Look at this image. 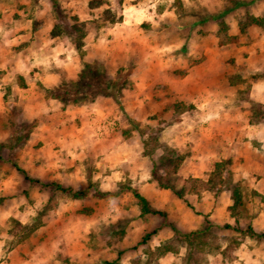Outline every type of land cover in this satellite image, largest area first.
<instances>
[{
    "label": "rangeland",
    "instance_id": "rangeland-1",
    "mask_svg": "<svg viewBox=\"0 0 264 264\" xmlns=\"http://www.w3.org/2000/svg\"><path fill=\"white\" fill-rule=\"evenodd\" d=\"M52 1L0 0V24L40 29L51 49L40 50L34 93L21 98L12 87L29 85L14 76L23 57L13 56L27 41L10 33L3 45L11 68L0 67V264H264V239L247 233H264V149L248 132L264 127V108L247 101L264 72L245 67L239 90L223 82L239 73L235 46L261 66L264 29L241 33L237 18H264V0H122L120 12L115 0ZM107 10L121 21L109 23ZM171 69V84L153 82ZM43 71L47 85L35 75ZM187 71L206 84L185 82ZM221 161L222 181L213 172ZM232 183L243 196L233 211ZM147 186L161 189L148 203L165 216L140 214L131 191ZM175 215L197 224L180 233Z\"/></svg>",
    "mask_w": 264,
    "mask_h": 264
},
{
    "label": "crops",
    "instance_id": "crops-1",
    "mask_svg": "<svg viewBox=\"0 0 264 264\" xmlns=\"http://www.w3.org/2000/svg\"><path fill=\"white\" fill-rule=\"evenodd\" d=\"M3 18H4V15H3ZM0 22H2V18L0 19ZM10 22H15V20L12 19ZM6 25H8V24L6 23ZM6 25H4V23L0 24V56L3 57V61H5V58H6V55L4 56V54H6V50H5V47L3 45H12V44H10V43H12L11 40L7 38V34L12 33V36L15 39H19V42L27 41L25 47L22 48L20 51H18V53L16 55L13 56V57H15L16 62H17V60L20 59V56L23 57V58H21V60H19L17 62V64L15 63L16 67H14L15 70L13 72L15 73L14 76L15 75H20L21 78H22V83L26 84V85H29V87H27V88L12 87V89H11V93L13 95L14 94H19V96L21 98H24L25 96L29 95L31 92L34 93V83H33L32 79H31L30 71L33 70V68L36 66V64L39 65L38 64L39 62H37V59L41 57L40 50L41 49L45 50L49 54L51 49L50 48L49 49L45 48L44 42H40V40H39V33H41L42 30L38 29V30H36L34 32L30 31L29 33L25 32V34H23L22 32H20V31H22V27L18 26L17 24L14 23L13 26H6ZM251 27H254V26H251ZM6 47H10V46H6ZM240 49L241 48L237 47V46L233 47V49H232L231 54H232V57L234 59L233 60L234 64L231 65V69L233 67H235V66L237 68L238 67H244V68L245 67L246 68L250 67L251 71L254 72V73L255 72H264V48H263V50H260L259 53H257V54H259L257 57H261V59H262L261 60L262 62L259 60L261 62V66L260 67L254 61L251 62L252 60L256 59V57H255L256 55H252V53H249V56L245 57L242 54L243 51L240 50ZM203 51H204V52H202L203 54H208V52H210L211 50H203ZM219 51H220L219 49H212L211 52L213 54H215V53H218ZM32 59L34 60V62L32 61ZM54 61H55V59H54ZM2 65L4 66L5 70H7V68H11V65L7 66V62L6 61L3 62V64L0 63V67H2ZM164 65H165V69H168V66L171 65V62L170 61L166 62V63H164ZM55 66L58 67V68L60 67L59 64L58 65L57 64L54 65V67ZM200 67L201 66H199L198 68H200ZM36 68L38 69L39 66H36L34 69H36ZM172 69L170 70V72L166 70L165 73L162 72V71H158V72H161V73H159V75H158V73L155 75V78H154L153 82L158 83V82L164 81L163 83H165L166 85L171 84V82L175 81L174 77H172L173 76ZM206 69H208V68L206 66H204V65H202V67L200 68V70L202 72L203 71L205 72ZM10 70H12V69H10ZM46 72L47 71H43L42 73H39V72L35 73V75H37V80L41 81L43 83V85H47L46 78L43 76V74H45ZM162 74H164V75L161 76ZM192 74H193V72H188L187 71V74L184 76L185 82L187 81V82H191V83H194V84H206L205 83L206 82L205 81L206 80L205 77H202V78L194 77L196 80L195 81L194 80L191 81V79L193 78ZM10 75H12L11 72L7 71L5 74L2 75L3 78L2 77L1 78L5 81V83H9V82L12 81V78H14V76H10ZM212 76H214V74H212ZM158 77H160L159 78L160 80L157 79ZM162 77H164V78H162ZM217 77L218 78L221 77V74L219 76H217ZM245 77L246 76H243V79ZM203 78H205V79H203ZM223 82H225L227 85H230L229 78H227V77L223 80ZM216 83L218 84V81H216L215 84ZM241 84H243L242 81H239L238 83H235L234 84V87H236L235 89H237V90L242 89ZM250 84H251V87L249 88V92L247 93V98H248L247 101L248 100H252L254 102L260 103V104L263 105L262 107L264 108V93L260 92V94H258L260 96V98L255 96V94L258 93L257 90H259V89L262 90L263 89L262 87H264V81H262V80L261 81L260 80H253V81L250 82ZM248 132L251 134L250 137H252L253 139H256V141L258 142L259 146L262 149H264V127L263 126L262 127H255L252 130H248ZM62 148L68 149L69 146L67 147L64 144L62 146ZM233 151H234V153H239V150L234 149ZM237 155H240V154H237ZM243 157L246 158L245 155ZM244 162L245 163L246 162L250 163L252 161L250 160V162H249V160H245ZM147 187H149V188L146 189V190L141 188V190L138 191V192L140 194H142L147 199V201L151 202L152 196L155 195L157 192H161V189L156 188L155 186H151V187L147 186ZM152 206H154V205L152 204ZM184 211H186V210L183 209L182 212H184ZM170 212L171 211L167 209L168 215L170 214ZM185 213H186V215L187 214L189 215V213H187V211ZM172 214H173V212H172ZM174 219H173L174 222L172 224H174L175 227H177V230L179 229L178 231L180 233H185L184 231L189 230L190 228H193L194 227L193 225L197 224V222L195 221L194 218L190 221V217H188V220L186 219L187 222L185 220H183L182 218H180L179 216H176V215H175Z\"/></svg>",
    "mask_w": 264,
    "mask_h": 264
},
{
    "label": "trees",
    "instance_id": "trees-1",
    "mask_svg": "<svg viewBox=\"0 0 264 264\" xmlns=\"http://www.w3.org/2000/svg\"><path fill=\"white\" fill-rule=\"evenodd\" d=\"M121 2L122 0H115V6H116V9L118 12L121 11ZM53 3V7L56 6V3L55 1L53 0L52 1ZM102 3V0L98 2V4ZM240 5V4H238ZM97 4H95L94 0H90L89 1V7H96ZM106 18L108 20L109 23L113 24V23H117V22H120L121 21V15L119 14L118 16L116 15H113L112 12L110 10H107L106 11ZM218 17L216 16H208L206 17V19L204 20H208V19H212V20H216ZM237 25H238V30L243 33L245 32V30L250 27V26H258L262 29H264V18L263 17H253V16H239L237 18ZM50 35L52 37H59L61 36L62 34H60V30L58 29V24L55 23ZM234 38L231 37L229 38V40H233ZM81 45H79L80 47ZM238 70H239V73L236 74V76L234 77H231L230 78V84L233 85L235 83H238L239 81H243V76L245 75V68L244 67H238ZM258 78H260L259 76H254L253 77V80H259ZM173 154L175 155V161H179V160H182V156L181 155H178L177 153L173 152ZM172 155V154H171ZM173 162V161H172ZM176 164V162L174 163ZM223 164H225V162H218L215 164V168H214V171L213 172H216L215 174H217L221 181L223 179ZM175 165H173V169ZM17 170L18 171H22L20 168L17 167ZM58 189H60L61 191H63L64 193H69L71 194V196L73 198H78L79 196H81L83 194V192H72V189L71 188H60L59 186H56ZM161 188H164V189H169L177 198L179 199H182L183 198V195H182V191L181 190H177L175 189V187L173 185H167V184H161ZM134 198L136 199L137 201V204H138V207H139V210H140V214L141 215H147V214H152V215H160V216H165V213L163 212H159L157 210H154L152 209L150 206H149V203L147 201V199L142 195L140 194L137 190H132L131 191ZM242 191H241V187L239 186V184L237 183H232L231 184V189H230V200H231V205L229 206V210L233 211L235 210L236 208L238 207H241L242 206ZM225 228L227 229H231V226H229L228 224L224 226ZM247 233L249 236L253 237V236H256L258 238H263L264 239V233H261V234H256L252 227L249 225L247 227ZM178 234V233H177ZM179 237H183V239H187L188 238V235L189 234H178ZM191 235H196L195 234H191ZM150 237L149 234H146L143 239H142V242H146L148 240V238Z\"/></svg>",
    "mask_w": 264,
    "mask_h": 264
},
{
    "label": "built area",
    "instance_id": "built-area-1",
    "mask_svg": "<svg viewBox=\"0 0 264 264\" xmlns=\"http://www.w3.org/2000/svg\"><path fill=\"white\" fill-rule=\"evenodd\" d=\"M102 134V133H101Z\"/></svg>",
    "mask_w": 264,
    "mask_h": 264
}]
</instances>
